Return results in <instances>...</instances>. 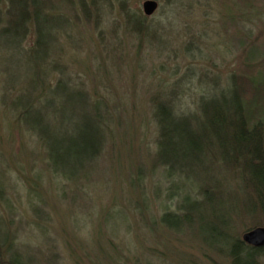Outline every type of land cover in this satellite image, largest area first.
<instances>
[{
	"label": "rangeland",
	"instance_id": "1",
	"mask_svg": "<svg viewBox=\"0 0 264 264\" xmlns=\"http://www.w3.org/2000/svg\"><path fill=\"white\" fill-rule=\"evenodd\" d=\"M123 1L122 7L121 0H108L101 15L87 19L76 3L52 0L53 13L65 21L56 58L79 92L55 90L51 130L58 140L66 134L86 139L96 129L103 141L97 160L52 167L46 148L24 124H12L0 102L4 262L231 264L233 238L264 227L263 214L249 210L254 196L234 162L240 151L229 148L237 136L227 111L230 81L242 85L264 76V0H155L151 16L142 12L144 0ZM127 13L141 22L132 25ZM31 43L29 33L21 47ZM57 78L55 72L49 83ZM157 96L171 98L179 113H198L200 102L212 110L209 118L190 120L189 132L177 131L190 134L198 148L188 160L176 155V142L157 156ZM219 124L216 134L209 131ZM204 125L211 128L202 131Z\"/></svg>",
	"mask_w": 264,
	"mask_h": 264
},
{
	"label": "trees",
	"instance_id": "2",
	"mask_svg": "<svg viewBox=\"0 0 264 264\" xmlns=\"http://www.w3.org/2000/svg\"><path fill=\"white\" fill-rule=\"evenodd\" d=\"M62 1L66 3V0ZM67 1L76 3L87 19L91 15L93 17L101 15L104 5L108 3V0ZM120 4L123 7L124 1L121 0ZM55 7L52 0H5V11L2 13L0 10V23H3L0 26V42L2 41L0 50L3 49L1 52L3 58L0 59V88L3 98L0 102L3 107L6 106L5 110L11 115L10 122L17 127L24 124L25 130L31 132L40 145L46 148L49 164L52 167L57 164V161L72 160L67 167L77 165L82 168L97 160L102 151L103 141L97 134V130L93 128V132L87 134L86 139L81 135L73 137L66 134L57 140L51 130L52 122H54L52 95L55 90L61 86L64 89L73 88L76 94L79 92L70 85L69 81H66L65 71L62 70L56 58L58 32L63 28L62 23L65 21L59 14L53 13ZM126 15L128 22H133L132 25L135 22H141L137 16L130 13ZM29 33L32 34V43L28 50H23L21 44ZM256 53H258L257 49L249 51V57L252 58ZM12 58L15 60L10 61ZM26 64L29 65L26 66ZM55 72H58V78L52 85L49 80ZM248 86L250 90H247ZM246 94L251 95L250 98H246ZM159 97L153 100L152 108V117L158 132L157 156L160 159L165 150L171 149L173 142H176L177 148L180 147L176 155L180 160L182 158L188 160L186 158L193 155L191 150L195 149L197 152L198 148L192 146L191 142L194 141L190 134L183 137L179 132H189L192 126L190 120L200 115L209 118L212 116V110L204 105L200 106V102L198 113H179L172 105L171 98L159 99ZM229 97L231 98L229 110H227L229 111V128L234 132L233 136H237L231 138L233 142L230 140L229 148L231 149L232 146L240 151V161L234 160V162L240 164L241 178L250 188L252 197L254 196L249 210L260 211L264 216V76H253L247 83L242 82V85L230 81ZM47 101L52 105L46 104ZM236 101H238L237 107ZM49 107L50 111H46ZM94 116L101 122V114ZM88 123L90 125L89 121ZM207 128L211 127L204 125L202 131ZM218 129H223V125L219 124L216 129L209 131L216 134ZM254 134H259L257 142L250 138ZM218 142L220 146H223L220 140ZM159 162L167 166L165 160H159ZM229 163H231L230 160ZM62 176L66 180L72 177L64 170H62ZM7 252L10 253V251ZM2 256L3 253L0 250V264H15L12 260L4 262ZM227 256L230 257L231 264H262L264 247L246 244L235 237Z\"/></svg>",
	"mask_w": 264,
	"mask_h": 264
},
{
	"label": "water",
	"instance_id": "3",
	"mask_svg": "<svg viewBox=\"0 0 264 264\" xmlns=\"http://www.w3.org/2000/svg\"><path fill=\"white\" fill-rule=\"evenodd\" d=\"M157 8L155 0H145L142 3V11L145 15H151ZM241 240L249 245L264 247V227L257 226L245 231L241 235Z\"/></svg>",
	"mask_w": 264,
	"mask_h": 264
}]
</instances>
